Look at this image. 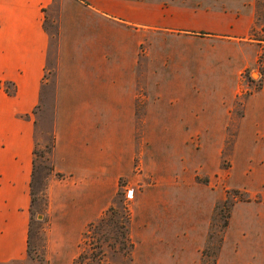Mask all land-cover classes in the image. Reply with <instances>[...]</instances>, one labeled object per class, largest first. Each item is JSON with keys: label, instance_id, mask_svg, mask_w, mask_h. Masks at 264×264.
<instances>
[{"label": "rangeland", "instance_id": "374dc122", "mask_svg": "<svg viewBox=\"0 0 264 264\" xmlns=\"http://www.w3.org/2000/svg\"><path fill=\"white\" fill-rule=\"evenodd\" d=\"M94 3L110 17H89ZM63 7L70 13L64 20L69 45L104 50L109 61L131 56L137 98L134 139L154 153L139 156L131 169L117 175L114 196L95 218L83 210L89 203L69 204L77 182L57 172L52 161ZM41 11L49 55L40 101L31 116L35 201L29 209L28 252L18 261L0 264H74L80 254L82 264H264V251L255 258L233 253L221 258L236 204L245 210L231 227L233 244L236 236L245 240L255 234L264 248V115L259 110L264 108V0H52ZM183 73L189 79L184 92L191 100L173 83ZM0 88L8 95L16 93L12 82L0 79ZM150 143L158 144L153 148ZM171 145L183 151L175 175L192 182L183 189L202 185L206 197L211 189L214 200L221 199L214 201L202 242L184 237L158 244L148 238L159 249L149 248L152 257L141 259L142 240L132 237L131 203L142 179L155 184L159 174L177 166L156 156ZM111 208L118 214L113 221ZM193 226L194 221L185 222L187 232ZM103 234L107 242L95 248Z\"/></svg>", "mask_w": 264, "mask_h": 264}, {"label": "crops", "instance_id": "0c3cea01", "mask_svg": "<svg viewBox=\"0 0 264 264\" xmlns=\"http://www.w3.org/2000/svg\"><path fill=\"white\" fill-rule=\"evenodd\" d=\"M51 2L0 0V79L12 82L16 87L13 96L0 88V261L3 262L18 261L28 252L35 126L31 116L40 101L49 55V36L43 27L45 15L41 8ZM99 4L94 3L95 11L89 12L88 16L94 19L110 17V12L100 8ZM69 14L63 7L56 66V143L52 161L57 172L77 182L76 189L68 194L69 204L80 207L89 203L83 210L95 218L102 214L114 196L117 175L131 169L139 156L143 158L154 153L146 152L145 143L138 145L134 139L137 98L131 56L128 60L114 56L111 62L104 50L99 53L90 46L76 49L69 45L71 35L64 28V20ZM186 73L195 76L190 71ZM188 81L183 73L176 75L173 83L182 97L191 100L190 93L184 92ZM259 110L264 115V108ZM148 115H151L150 107ZM175 124L180 127L179 121ZM150 144L155 148L158 143ZM171 146L166 148L165 154L159 152L156 156L177 166L172 170L168 168L166 175L159 174L155 184L142 179L144 184L131 203L132 237L142 240L141 259L152 257L149 248L159 249L158 244L165 242L184 237H196L198 243L202 242L207 235L215 200L221 199L216 197L214 200L211 189V195L206 197L202 185L190 191L183 189L185 183L192 182L175 175L183 151ZM130 177L132 182L133 176ZM108 183L112 187L107 188ZM89 196L94 198L89 200ZM244 210L243 205H235L232 228L237 214ZM253 217L255 219V215ZM257 218L260 222L261 210ZM187 221H194L188 232L185 229ZM231 227L221 258L231 253L236 258L250 254L254 258L261 257L264 251L261 237L255 238L254 234L250 239L241 240L236 236L233 244ZM144 245L148 251L146 257Z\"/></svg>", "mask_w": 264, "mask_h": 264}, {"label": "trees", "instance_id": "16d2710c", "mask_svg": "<svg viewBox=\"0 0 264 264\" xmlns=\"http://www.w3.org/2000/svg\"><path fill=\"white\" fill-rule=\"evenodd\" d=\"M54 146H55V144L53 145L52 151H53V149H54ZM33 167H34V171H35V159H34ZM34 171H33L32 180H31V184H30V188H31V196H32V204H33L34 201H35V197H34V193H33V186H32V184H33V179H34V174H35ZM123 209L126 210V208H124V207H123ZM109 211H110V213H111V220H110V221H113V218L116 217V216H118V214H117V212H115V209H113V208L109 209ZM106 214H107V213H106ZM125 216H127V215L125 214ZM106 218H107V217H106ZM128 218H129V217H126V222H128ZM103 222H105V218H101V219H100V223H103ZM118 227H119V226H118ZM118 227H116V231H117V232L120 231V227H119V228H118ZM89 230H90V229H89ZM88 233H90V231H88ZM123 236H124V235H123ZM102 239H103V240L99 239L100 242H101V244H99V245L97 244L95 248H98V249L102 248V244L105 243V242H107V240H108V239H106V237L104 236V234L102 235ZM99 240H97V241H99ZM102 242H103V243H102ZM122 245H124L123 242H122ZM82 260H83V256H82V254H80L79 257L77 258V260L74 262V264H82Z\"/></svg>", "mask_w": 264, "mask_h": 264}]
</instances>
